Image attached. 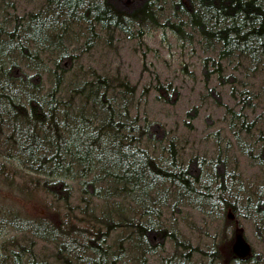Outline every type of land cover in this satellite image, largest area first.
Masks as SVG:
<instances>
[{
    "label": "rangeland",
    "instance_id": "1",
    "mask_svg": "<svg viewBox=\"0 0 264 264\" xmlns=\"http://www.w3.org/2000/svg\"><path fill=\"white\" fill-rule=\"evenodd\" d=\"M45 4L46 0H0L2 34L14 29L16 19L25 23L32 13L43 12ZM69 27L60 40H53L58 44L50 43V53L41 55L46 68L38 72L39 94H54L61 116H83L94 130L111 123L122 135L127 133L122 126L130 121L157 122L163 137L143 138L138 146L160 165L171 159L174 167L195 165L211 187L220 184L223 170L225 187L233 193L236 185L251 194L250 189L264 184V72L256 73L239 57L219 64L216 52L199 44L189 30L185 37L170 26H140L125 36L97 25ZM57 50L72 56L71 62L61 61L69 65L58 68L61 72L53 69ZM16 63L27 73L35 72L24 62ZM32 66L40 71L39 62ZM159 87L165 96L158 93ZM93 91L96 95L87 98ZM5 152L0 147V157L7 162L0 166L2 176L7 175H0V209L30 217L44 213L51 203L46 192L28 196L18 189L45 177ZM76 168L74 177L65 179L72 189L70 198L56 205L78 231L97 233L95 244L105 252L102 259L99 248L95 253L101 264H234L238 236L249 246L248 253L255 254L251 261L256 260L240 264H264V225L258 219L240 214L236 224L229 214L210 210L199 193L188 196L168 181L149 180L143 194L138 184L119 182L109 171L96 174L95 167L82 181ZM91 179L94 192L84 190L83 182ZM150 188L155 195H150ZM11 251H25L29 257L34 253L44 264H83L66 254L58 239H40L30 232H0V259Z\"/></svg>",
    "mask_w": 264,
    "mask_h": 264
},
{
    "label": "trees",
    "instance_id": "2",
    "mask_svg": "<svg viewBox=\"0 0 264 264\" xmlns=\"http://www.w3.org/2000/svg\"><path fill=\"white\" fill-rule=\"evenodd\" d=\"M16 21L11 31L2 34L0 30V129L3 132L0 147L4 152L7 149L5 153L10 159L26 162L39 176L45 177L39 184L34 181L21 185L18 193L32 196L44 191L51 203L47 204L48 210L34 217L0 209V232H30L36 238L49 241L58 239L65 253L70 252L77 261L101 264L95 253L99 248L102 259L105 252L95 244L97 233L85 229L78 231L56 205L62 200L66 202L71 196L72 189L65 179L74 177L72 168L75 166L82 181L95 167L98 170L96 174L100 172L106 175L109 171L119 182L126 181L132 187L138 184L143 194L148 191L146 183L157 179L168 181L188 196L197 197L199 193L201 201H206L210 210L229 214V219L236 224L238 215L243 214L254 222L258 219L264 225V184L250 189L253 191L251 194L236 185L233 193L231 187H225L226 174L222 170L220 184L211 187L201 180L195 165L174 167L172 159L160 165L147 149L138 146L143 138L163 137L164 130L159 123L146 122L140 125L130 121L122 126L127 135H122L121 129L112 128L111 123L105 127L100 124L94 130L89 126L91 122L83 116L76 119L61 116L62 111L54 94L46 97L38 91L41 84L38 72L46 68L41 55L50 53V43L58 44L53 39H61L62 27L68 28L76 23L89 29L92 25L102 30L117 29L125 36H131L135 29L141 30L140 26L145 29L150 26H170L185 37L189 30L198 36L199 44L216 52L219 64L223 60L229 64L239 57L251 64L256 73H262L264 0H46L43 12L32 13L25 23L20 18ZM46 36L52 37V40H47ZM55 53L57 68L53 65L54 72L66 69L68 63L61 61L71 62L72 56L68 57L59 50ZM16 60L24 62L35 72H25ZM34 61L39 62L40 71L32 66ZM246 92L250 93L248 89ZM158 93L165 96L166 92L159 87ZM94 95L96 93L93 91L87 98ZM85 124H88L87 128L83 127ZM129 135L132 138L125 145L124 139ZM116 136L121 144L116 142ZM261 151H264V146ZM60 157L71 167L59 163ZM4 159L0 157V166L7 163ZM2 170L0 167V175L5 178L7 175L2 176ZM167 170L170 171L167 173ZM83 183L84 190L95 191L93 179ZM151 194L155 195L152 190ZM138 230L142 232L144 228L138 226ZM146 236L152 238L150 232ZM155 238L160 239L161 235ZM85 252L87 256H82ZM22 255L28 260L30 258V264H44L41 260L38 262L34 253L29 257L30 254L25 251H11L0 259V264H29L22 260ZM236 255L234 264L256 262L251 261L255 257L251 252L245 256L236 252Z\"/></svg>",
    "mask_w": 264,
    "mask_h": 264
},
{
    "label": "bare ground",
    "instance_id": "3",
    "mask_svg": "<svg viewBox=\"0 0 264 264\" xmlns=\"http://www.w3.org/2000/svg\"><path fill=\"white\" fill-rule=\"evenodd\" d=\"M46 13V12H45ZM45 13H43V14H45ZM70 25V24H69ZM72 25V24H71ZM19 26H20V23H19ZM31 23H29V27L31 28ZM73 27V26H72ZM63 28V31L61 32V35H65L68 31H69V29H70V27H68V28H64V27H62ZM32 29V28H31ZM33 30H35V27L33 28ZM73 30H74V27H73ZM20 32V31H19ZM43 32V31H42ZM53 33L51 32V36H53L54 37V35H52ZM46 39L47 40H49V41H51L52 40V37H50V36H46ZM54 40V39H53ZM87 125L88 124H85L83 127H85V128H87ZM118 138V136H116L115 137V140H116V142L118 143V144H121L122 142L119 140V139H117ZM42 144V143H41ZM39 147V146H38ZM42 147V146H41ZM40 147V148H41ZM21 148H23V147H20V149ZM66 160H68V161H70V159L69 158H67ZM59 163H64V164H68L67 162H65L64 161V158L62 159L61 157H60V159H59V161H58ZM70 163V162H69ZM68 166L69 167H71L69 164H68ZM117 174H119L118 172H116ZM110 176L113 178V179H116V178H114V176L110 173ZM43 239V238H42ZM69 245V244H68ZM71 245V244H70ZM69 245V246H70ZM66 247V246H65ZM62 249H64L63 248V246H62ZM236 251V250H235ZM237 252V251H236ZM241 256V255H240ZM20 259H21V257H20ZM22 260L25 262V263H29L30 264V260H28V259H26V256L25 255H22ZM109 264H111V263H109Z\"/></svg>",
    "mask_w": 264,
    "mask_h": 264
},
{
    "label": "water",
    "instance_id": "4",
    "mask_svg": "<svg viewBox=\"0 0 264 264\" xmlns=\"http://www.w3.org/2000/svg\"><path fill=\"white\" fill-rule=\"evenodd\" d=\"M235 250L241 256H245L248 253L249 246L244 242V240L240 236H238L236 239Z\"/></svg>",
    "mask_w": 264,
    "mask_h": 264
}]
</instances>
